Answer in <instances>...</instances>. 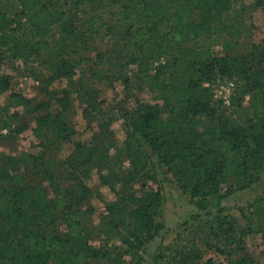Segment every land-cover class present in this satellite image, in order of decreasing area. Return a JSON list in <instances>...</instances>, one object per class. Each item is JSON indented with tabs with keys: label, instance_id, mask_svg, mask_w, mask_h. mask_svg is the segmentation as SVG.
Wrapping results in <instances>:
<instances>
[{
	"label": "trees",
	"instance_id": "obj_1",
	"mask_svg": "<svg viewBox=\"0 0 264 264\" xmlns=\"http://www.w3.org/2000/svg\"><path fill=\"white\" fill-rule=\"evenodd\" d=\"M75 1L16 0L14 7L9 0H0V95L6 94L0 122L10 127L8 136L31 127L39 146L35 152L0 156V264L165 263L171 253L165 244L159 190L119 196L117 203L107 206L97 229L85 223L92 212L93 190L82 178L97 170L108 183L115 174L111 163L118 157L130 163L127 173L117 174L129 184L153 177L152 160L157 159L158 165L167 166L183 181V188L190 189L200 210L211 203L219 205L235 188L259 182L264 173V42L256 40L255 25L247 31L231 20L232 8L242 0H112L117 12L109 11V17L96 12L94 5L93 12H78L74 7L85 0ZM253 6L264 10V0H255ZM114 14L122 30L117 18L111 22ZM117 33L122 34L119 50L126 63H136V79L151 84L163 101L140 102L128 112L122 143L98 118L104 100L91 79L98 70L87 77L78 75L81 63L91 60L83 52L92 49L96 40ZM220 37L232 48L229 57L212 51V40ZM244 37L246 44L239 46ZM100 58L94 61L108 65L105 57ZM161 58L165 61L153 67ZM3 59L43 67L46 95L55 80L66 79L67 84L48 100L28 97L11 89L13 77L1 72ZM217 74L244 78V91L262 107L255 106L256 121L239 127L211 104V87L204 83ZM50 99L57 100L56 110L51 109ZM77 101L84 106L88 139H74ZM68 143L73 145L71 151L61 157L59 151ZM230 170L237 175L238 186L230 185L222 193ZM65 178L75 182L62 189L57 181ZM43 179L49 180L53 193L43 188ZM262 202L264 193L253 202L262 218L256 230L242 228L238 248H225L228 264H264L242 238L252 232L264 237ZM220 227L225 234L236 231L233 222ZM96 233L102 241L95 239ZM176 251L174 264H213L211 259L202 262L194 245Z\"/></svg>",
	"mask_w": 264,
	"mask_h": 264
},
{
	"label": "rangeland",
	"instance_id": "obj_2",
	"mask_svg": "<svg viewBox=\"0 0 264 264\" xmlns=\"http://www.w3.org/2000/svg\"><path fill=\"white\" fill-rule=\"evenodd\" d=\"M76 2L75 0H72ZM125 0H117V3ZM255 0H242V3H237L232 8L230 13L231 20L239 22L247 27L249 31L251 26H256L254 32L255 38L258 42H264V10L255 9L253 6ZM16 0H9L10 4H14ZM112 0H85L79 7H74L79 10L78 12H93V5L97 7L100 14H106L107 17L112 16L109 11L117 12V7ZM245 5V7H243ZM237 9L241 10L240 15H236ZM114 17L111 22L117 18V26L121 20L119 17ZM258 17V18H257ZM261 18V19H260ZM260 19V20H259ZM121 24V23H120ZM114 25V24H113ZM122 25V24H121ZM132 32L138 34V31ZM122 34L117 33L112 36H104L93 45V48L83 52V55L90 56V62L81 63L78 68V75L86 73V77L90 76L92 70L96 68V76L91 78L96 86L101 90L103 97V105L101 116L98 118L104 128L111 129L115 137L120 143L126 137L127 133V114L133 110L140 102L160 103L163 101L155 91L154 87L147 82H139L136 78V63H126L125 58L120 53V44H122ZM247 38H240L239 46L246 44ZM250 40V39H249ZM226 41L222 37L212 40V51L219 56L232 54V48L225 45ZM103 56V60H107L108 65L97 64ZM230 59V58H229ZM165 58H161L152 63L155 67L159 63L164 62ZM93 64L89 69L87 65ZM88 66V67H87ZM102 66L104 69H102ZM100 67V68H99ZM3 74L13 77L11 89L21 92L24 95L38 100H48V96H52L54 92H60L61 88L67 84L66 79L55 80L49 85V94H44L42 89L45 87L46 70L39 66L38 63L25 62L22 59H3L2 69ZM233 80L236 83V90L231 100V104H225L219 97L216 96V89L223 83ZM205 86L211 87V104L216 106L219 111L223 112L239 127L247 126L250 121H256L257 117L254 115L255 106L258 110L262 108L259 104H254L251 101L250 94L244 91V78L240 77H226L217 74L211 81L205 82ZM237 93V94H236ZM236 95V96H235ZM6 94L0 95V106L3 103ZM234 96L236 97L235 100ZM51 109L58 108L57 100L50 99ZM77 112L73 116V122L77 128V134L74 139H88L90 133L85 130L88 122L83 117V105L80 102L75 103ZM252 119V120H251ZM31 122V120H30ZM33 125V124H31ZM12 128L16 123L11 125ZM10 134V133H9ZM8 134V135H9ZM0 137V156L2 154H22L25 152H35L39 146L36 138L33 135L31 127L20 133L12 134L11 136ZM72 143L65 144L63 149L59 151L61 157H65L71 151ZM113 154L115 150L112 149ZM1 159V157H0ZM155 165L152 166L151 173L154 174L151 178H140L129 184L125 180H120L117 176L127 173L130 169V163L127 159L115 157L111 163V170L115 174H111L108 183L104 182L99 176L97 170L92 171V175L82 179L84 184L90 187L93 195L89 202L92 207V212L85 218V223L89 226H100L103 216L107 213V206L109 204L117 203L119 196H125L129 192H139L141 189H155L159 190L162 196V220L166 223L165 229V244L169 247L171 259L167 258L165 263L161 264H174L173 256L179 255L176 250L187 249L189 250L192 245L196 246L202 253L201 261L206 263L209 259L213 264H228L226 257V249L231 250L238 248L239 238L242 234L241 229H247L249 226L257 228L258 222L262 219L256 211V206L253 204L255 200L264 193V173L259 182L250 184L245 188H235L230 194L226 195L221 203H211L205 210H200L190 196V189L182 187L183 181L178 178L174 172L168 169L167 166H161L156 163L157 159L152 160ZM2 161L0 160V167ZM108 173V170H105ZM236 174L230 173L227 180L224 181L222 193L230 186H238ZM73 178H65L57 181L58 186H64L62 189L73 184ZM246 182V180H245ZM43 188L48 192L53 193V187L50 185L48 179H43ZM258 205V204H257ZM259 205L264 206V202ZM223 210H219V208ZM200 214L199 216L197 214ZM264 219V218H263ZM225 220V223L222 221ZM233 222L236 231L231 234H225L221 231L220 226L227 228L228 222ZM58 229L63 230L61 223H58ZM244 245L251 251L254 256L264 261V237L262 232H252L242 237ZM95 239L98 241L103 240L101 234L96 233ZM236 240V241H235ZM226 248V249H225ZM221 250H226L223 251ZM152 251V248L150 249ZM153 252V251H152ZM150 258V254H147ZM180 256H178L179 258ZM128 258V257H127ZM102 264H109L105 260H101Z\"/></svg>",
	"mask_w": 264,
	"mask_h": 264
},
{
	"label": "built area",
	"instance_id": "obj_3",
	"mask_svg": "<svg viewBox=\"0 0 264 264\" xmlns=\"http://www.w3.org/2000/svg\"><path fill=\"white\" fill-rule=\"evenodd\" d=\"M236 90V83L233 80H229L221 84L216 89V96L219 97L225 104H231V100ZM10 132V127L3 125L0 122V137L5 136Z\"/></svg>",
	"mask_w": 264,
	"mask_h": 264
},
{
	"label": "crops",
	"instance_id": "obj_4",
	"mask_svg": "<svg viewBox=\"0 0 264 264\" xmlns=\"http://www.w3.org/2000/svg\"><path fill=\"white\" fill-rule=\"evenodd\" d=\"M239 3H242V2H239ZM257 18H258V17H257ZM260 19H261V18H260ZM260 19H259V20H260Z\"/></svg>",
	"mask_w": 264,
	"mask_h": 264
}]
</instances>
